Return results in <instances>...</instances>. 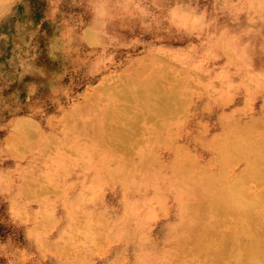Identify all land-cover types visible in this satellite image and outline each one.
<instances>
[{"label":"rangeland","instance_id":"374dc122","mask_svg":"<svg viewBox=\"0 0 264 264\" xmlns=\"http://www.w3.org/2000/svg\"><path fill=\"white\" fill-rule=\"evenodd\" d=\"M3 2L6 6L0 10V264H56L53 248L58 247H69L65 250L68 255L81 259L94 254L95 264H101L103 255L97 254L99 250L93 245L95 233H86L87 226L81 222L84 216H93L79 209L78 217H69L67 197L61 198L63 184L57 161L70 163L78 159L77 169H93L96 165L83 152L85 143L81 136L63 135L61 129L72 116L80 119L77 125L81 126L86 119L84 104L104 78L124 72L137 62L141 67L159 68L168 85L186 83L198 108L199 104L210 106V112H201L202 116L198 110L195 115L190 113L188 105L170 114L179 128L190 134L202 123L197 117L208 123L207 137L214 131L229 129L213 120L220 114H236L258 122L256 118H264V0ZM86 29H91L95 42L84 38ZM233 39L238 45L236 50L248 53V57L244 55L248 74L223 50L221 43ZM192 71H205L206 76L197 78ZM246 76L249 93L240 85V79ZM101 101L95 99L94 112L100 111ZM19 120L29 122L33 128L22 138L15 130ZM186 145L193 152L204 149H197L191 141ZM159 153L168 155L162 149ZM81 178L80 175L70 192L82 193L84 201L80 205L85 208L96 189L86 187ZM116 190V186L103 185L97 194L114 213H122L128 210L125 207L129 199L119 198ZM142 194L135 193L133 200L138 201ZM42 204L52 205L51 210L57 212L59 219L40 216ZM148 204L153 202L138 203L134 213L145 211ZM172 213L159 212L149 233L151 239L170 223ZM112 223L106 220V226ZM52 243L56 245L51 247ZM109 249L113 253V247Z\"/></svg>","mask_w":264,"mask_h":264},{"label":"bare ground","instance_id":"6f19581e","mask_svg":"<svg viewBox=\"0 0 264 264\" xmlns=\"http://www.w3.org/2000/svg\"><path fill=\"white\" fill-rule=\"evenodd\" d=\"M3 1L0 10L6 6ZM84 38L90 43L96 40L91 29L84 31ZM221 44L231 61L248 74L244 58L248 53L237 49L238 53L234 39ZM146 66L136 62L126 71L104 78L84 104L86 119L81 126L77 125L80 119L72 116L62 127L63 135L81 136L83 152L96 161L93 169H77L78 159L57 161L63 184L61 198L67 197L69 217H78L79 209L93 216H84L81 222L87 226L86 233H95L93 245L97 254L103 255L101 264H169L172 260L173 264H264V118H256L258 122L220 114L213 120L229 129L216 128L207 137L208 123L197 117L202 123L196 132H184L170 114L188 105L190 113L195 115L198 110L202 116L201 112H210V106L199 104L198 108L186 83L168 85L159 68ZM192 74L206 76L205 71ZM240 85L249 93L248 76L240 79ZM96 98L102 99L99 112H94ZM32 129L29 122L21 120L15 126L21 138ZM188 141L203 151L193 152ZM161 149L167 157L160 155ZM75 175H81L86 187L96 189L85 208L80 205L82 193L70 192L76 184ZM103 185L116 186L121 199L128 197L127 211L114 213L104 204L97 194ZM138 192L143 194L133 200ZM140 202L153 204L134 213ZM51 208L42 204L38 213L58 220ZM169 210L174 211L170 223L151 239L154 220L160 211ZM108 219L113 223L106 226ZM30 232L34 233L33 229ZM67 248H53L56 264H95L94 254L81 259L69 256ZM112 254V258L108 256Z\"/></svg>","mask_w":264,"mask_h":264}]
</instances>
